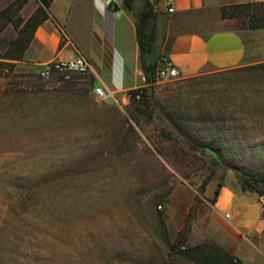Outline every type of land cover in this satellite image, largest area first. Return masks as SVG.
<instances>
[{
    "label": "rangeland",
    "instance_id": "rangeland-1",
    "mask_svg": "<svg viewBox=\"0 0 264 264\" xmlns=\"http://www.w3.org/2000/svg\"><path fill=\"white\" fill-rule=\"evenodd\" d=\"M147 1L165 46L167 0H132L113 21L136 19ZM18 2L9 18L24 25L41 0ZM8 26L3 54L19 36ZM121 32H110L117 49L137 45ZM157 80L137 124L139 105L98 101L89 76L44 80L0 64V264H190L173 259L160 219L171 244L212 243L209 190L243 191L241 171L264 172V69Z\"/></svg>",
    "mask_w": 264,
    "mask_h": 264
},
{
    "label": "crops",
    "instance_id": "crops-1",
    "mask_svg": "<svg viewBox=\"0 0 264 264\" xmlns=\"http://www.w3.org/2000/svg\"><path fill=\"white\" fill-rule=\"evenodd\" d=\"M15 1L0 0V12ZM256 2L264 0H175L174 11L166 9L163 15L165 46H159L157 39V53L171 59L181 79L264 63V29L252 30L248 25V13ZM29 5L30 1L24 9ZM234 5L243 6L247 13L224 19L222 9ZM35 10L24 16V23ZM46 12L49 18L33 31L23 58L0 59V64L12 63L22 73H37L45 63L81 54L91 63L88 76L95 86L117 95L146 86L138 41L133 48L129 41L122 50L111 44L110 32L115 28L124 36L126 29L133 32L137 40L132 15L126 22H114L103 0H53ZM216 189L208 194L213 200L203 218L206 237L242 264H264V196L229 184H223L215 196Z\"/></svg>",
    "mask_w": 264,
    "mask_h": 264
},
{
    "label": "trees",
    "instance_id": "trees-1",
    "mask_svg": "<svg viewBox=\"0 0 264 264\" xmlns=\"http://www.w3.org/2000/svg\"><path fill=\"white\" fill-rule=\"evenodd\" d=\"M53 0H41L43 6L39 7L37 12L23 25V21L12 22L9 18V12L16 4H11L5 10L0 12V37L6 30L9 24L13 23L16 29H19V36L13 43V48L6 53L0 52V59L21 60L24 52L30 44L33 31L41 25V23L49 18L46 9H48ZM18 3H22L19 0ZM123 4L127 5V10L132 8V0H125ZM247 10L241 5H234L224 7L222 9V16L224 19L242 18ZM249 29L257 30L264 29V2L254 3L249 11ZM22 26V28H20ZM136 35L140 49V63L145 78L146 86L143 88L133 89L131 105L138 106L135 111L130 112L131 118L140 124L139 115H143L144 110L141 107H149L150 100L148 96V88L153 86L157 80V72L160 67L159 60L162 54L157 53L156 43L158 39L156 26V13L152 4L147 1L142 11L136 16ZM244 69L258 70L264 69V63L244 67ZM239 70V69H238ZM141 92V98L138 100L136 96ZM251 178L243 179L241 182L243 192L257 193L260 197L264 196V172L249 173L241 171ZM220 184L215 196L219 194ZM162 231L166 237V245L175 254L173 259L187 261L190 264H242L240 260L234 257L222 246L212 242L207 244H199L194 247H186L185 244H171L167 234V228L162 219H160ZM183 247V249L181 248ZM177 257V258H176Z\"/></svg>",
    "mask_w": 264,
    "mask_h": 264
},
{
    "label": "built area",
    "instance_id": "built-area-1",
    "mask_svg": "<svg viewBox=\"0 0 264 264\" xmlns=\"http://www.w3.org/2000/svg\"><path fill=\"white\" fill-rule=\"evenodd\" d=\"M105 5L110 9L112 13L122 9V4L117 0H103ZM175 0H167V11L172 13L174 11ZM119 16V13H118ZM160 67L157 72L158 78L161 79H174L180 76V72L173 64L171 59L162 54L159 60ZM91 72V63L84 56L79 54L71 60H53L51 62L43 64L37 71L39 78L49 80L53 76H61L64 80L70 81L77 74L88 76ZM94 97L101 102L112 101L117 104H130L132 100V94L130 91L123 93L122 99H118L117 94L106 90L102 86H95L93 89ZM139 100L141 98V92L136 96Z\"/></svg>",
    "mask_w": 264,
    "mask_h": 264
},
{
    "label": "water",
    "instance_id": "water-1",
    "mask_svg": "<svg viewBox=\"0 0 264 264\" xmlns=\"http://www.w3.org/2000/svg\"><path fill=\"white\" fill-rule=\"evenodd\" d=\"M122 10H123V11H127V5H126V4H124V5L122 6Z\"/></svg>",
    "mask_w": 264,
    "mask_h": 264
}]
</instances>
